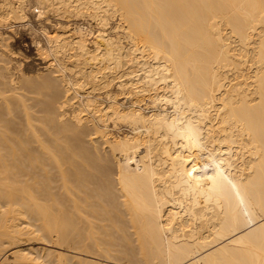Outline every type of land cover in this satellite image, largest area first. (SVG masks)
I'll list each match as a JSON object with an SVG mask.
<instances>
[{
  "label": "bare ground",
  "instance_id": "1",
  "mask_svg": "<svg viewBox=\"0 0 264 264\" xmlns=\"http://www.w3.org/2000/svg\"><path fill=\"white\" fill-rule=\"evenodd\" d=\"M35 1L0 23L96 31L46 27L21 89L0 34V264H264V0Z\"/></svg>",
  "mask_w": 264,
  "mask_h": 264
},
{
  "label": "rangeland",
  "instance_id": "2",
  "mask_svg": "<svg viewBox=\"0 0 264 264\" xmlns=\"http://www.w3.org/2000/svg\"><path fill=\"white\" fill-rule=\"evenodd\" d=\"M28 2L31 4V5H33L34 7L36 6H38V4H36V1L35 0H28ZM35 3V4H34ZM30 5V6H31ZM33 6L32 7H29L28 8V15H29V17L31 18L30 19V21L33 23H31L30 22V24H14L12 21V24H10V25H14L13 26V28H11L10 29V27L9 28H7L5 25H3V24H1L0 23V34L2 33L3 35L5 34H7V37L8 36H10V37H8V39L9 40H7V42H8V44L10 45L9 47V49H11L10 50V53H11V55H12V57H11V55H10V53L8 52L9 51V49H8V51H7V53H9V54H7L9 57H11L10 59L9 58H7L8 56L6 55V59H8L9 61H11L12 62V64L14 63V66H10V69L9 70H11V74L15 71L14 69H20L21 71H19L18 73H16L17 71H15L14 73H16V74H20V75H17L16 76V74L14 75V79H17L18 81L16 82V80H14L15 81V83L17 84L19 81L21 82V81H23L24 80V82H19L18 84H17V86L18 87H20V88H18L17 87V89H21V88H23V85L26 83L25 81H29L30 79V81H36V82H39V79H45L46 77H45V73H46V76L48 77V76H50L51 77V75H52V77H54L55 75H54V73H53V69H52V67L50 68L49 66V61L42 55V54H39V52H38V50H36L37 49V45H36V43H35V40L36 41H42V39L44 38L43 37V35H42V32H43V30L47 27L50 31H52V29L54 28V27H56V26H59L60 24H64V22H67L68 24L67 25H69L70 27L72 26V27H74V26H77V28L78 27H81V28H84V29H86V30H88V31H90L91 32V34H90V36H89V38H90V41L92 40V35L93 34H95V31H96V27L95 26H93V24H89V21L87 20V18H75V17H70V18H56V17H51L50 19H49V21H43L42 22V19H38L37 20V15L35 16L33 13H32V9L34 10V8H33ZM37 13V12H36ZM32 14V15H31ZM35 17H34V16ZM73 18V19H72ZM35 19V20H34ZM66 19V20H65ZM71 19V20H70ZM36 20H37V22H36ZM70 20V21H69ZM85 20V21H84ZM34 21V22H33ZM88 21V22H87ZM42 22V23H41ZM44 22H45V24H44ZM79 23V24H78ZM43 25V26H41V25ZM2 26V27H1ZM26 27V28H25ZM92 27V28H91ZM95 27V28H94ZM15 28V29H14ZM43 28V29H42ZM32 29V30H31ZM13 30V31H12ZM18 30H19V32H18ZM3 31V32H2ZM8 32V33H7ZM14 32V33H13ZM30 34H29V33ZM34 32V33H33ZM36 32V33H35ZM33 37H34V39H33ZM11 38V39H10ZM15 41V42H14ZM14 42V43H13ZM15 51V52H14ZM18 51V52H17ZM13 53V54H12ZM15 55H17V56H15ZM41 55V56H40ZM37 56H39V57H37ZM24 57V58H23ZM36 57V58H35ZM41 57V58H40ZM26 58H27V60H26ZM17 59V60H16ZM22 59H24V60H22ZM43 59V60H42ZM7 60V61H8ZM14 62H13V61ZM21 60V61H20ZM6 61V62H7ZM7 62L8 64L10 63V62ZM16 61V62H15ZM31 61V62H30ZM45 61V62H44ZM46 61H48V62H46ZM22 62V63H21ZM20 63V64H19ZM7 64V66H8V68H9V65ZM11 64V65H12ZM18 64V65H17ZM27 64V65H26ZM20 65V66H19ZM23 65H24V67H23ZM30 65V66H29ZM36 65V66H35ZM19 67V68H18ZM12 68V69H11ZM45 68V69H44ZM12 70H13V72H12ZM44 70V71H43ZM48 72V73H47ZM50 72H52L50 75H49V73ZM32 73V74H31ZM22 74H24V75H22ZM28 74V75H27ZM34 74V75H33ZM43 74V75H42ZM13 75V74H12ZM23 77H22V76ZM40 75V76H39ZM54 75V76H53ZM20 76L22 77V78H24V76H26V78H24V79H20ZM32 76V77H31ZM38 76V77H37ZM41 77V78H40ZM42 77H44V78H42ZM19 78V79H18ZM29 78V79H28ZM39 78V79H38ZM23 83V84H22ZM57 83H60V82H57ZM60 86H62V84L60 83ZM63 88H64V86H62ZM62 87H61V91H65V90H63L62 89ZM22 90H24V91H26V94L24 95L23 94V92H22ZM22 90H19V93H18V90H16L15 91V93L14 94H17L18 93V95H24V96H26V95H28L29 93V97H27L28 99L30 98L31 99V97H34V95H36L35 93H33L34 95L33 96H30V95H32V92H28L27 90H25V89H22ZM14 91V90H13ZM8 92V91H7ZM6 92V94L7 95H12L11 93H10V91L7 93ZM62 92V94L63 95H65L64 93ZM28 93V94H27ZM13 94V95H14ZM26 97H23V99L24 100H26L27 98ZM40 99H42L41 97H39ZM29 99V100H30ZM29 102V101H28ZM67 107H69V104L68 105H66ZM35 110H33V112H34ZM36 113L34 114L33 113V124L35 123H38L37 121L35 122V119L36 118H40L41 117V112H37V111H35ZM39 114V117L36 115V114ZM35 115V116H34ZM34 117H36V118H34ZM38 120V119H37ZM39 121V120H38ZM39 124V123H38ZM37 125V124H36ZM38 126V125H37ZM37 126H35V128L37 127ZM39 126H41V123H40V125ZM38 126V127H39ZM39 131H41V128H37ZM58 189V188H57ZM56 189V190H57ZM59 190V189H58ZM66 244V243H65ZM68 244V243H67ZM23 245H24V247H31L32 248V250H34V251H36L37 252V255H38V253H39V255H42V256H44V258L43 259H41L40 261H41V264H46V263H44V261H47V256H46V254L48 253V250H50V249H52V250H57V251H59L58 250V248H55V247H53L52 246V244L50 245V244H48L46 241H35V240H32L31 242H25V243H23ZM68 245H70V244H68ZM33 251V252H34ZM55 251H53L52 252V254H54V252ZM60 251H63V252H66V254L68 253V251H65V250H60ZM35 253V252H34ZM70 253V252H69ZM56 254V253H55ZM65 254V253H64ZM35 256V255H34ZM46 256V257H45ZM54 256V255H53ZM52 256V257H53ZM82 257H87L88 259H91L90 260V262L92 261L93 263H94V261L96 262V263H94V264H127V260L125 259V261H124V259H123V261L122 262H120V260H122V258H119V260H113L112 258H111V260H106L104 257H100V256H97L96 258L95 257H93L92 255H90L89 257L88 256H82ZM101 258V259H99V258ZM11 259V258H10ZM53 260H54V258H52ZM104 259V260H103ZM55 261V260H54ZM56 262V261H55ZM55 262H54V264H55ZM99 262V263H98ZM120 262V263H119ZM129 264V263H128Z\"/></svg>",
  "mask_w": 264,
  "mask_h": 264
}]
</instances>
